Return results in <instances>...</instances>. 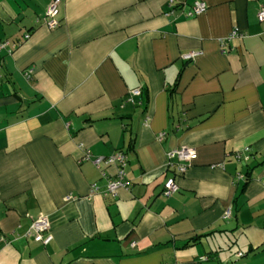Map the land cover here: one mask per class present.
<instances>
[{"label": "crops", "instance_id": "obj_1", "mask_svg": "<svg viewBox=\"0 0 264 264\" xmlns=\"http://www.w3.org/2000/svg\"><path fill=\"white\" fill-rule=\"evenodd\" d=\"M49 1L0 0V264H264V0Z\"/></svg>", "mask_w": 264, "mask_h": 264}, {"label": "built area", "instance_id": "obj_2", "mask_svg": "<svg viewBox=\"0 0 264 264\" xmlns=\"http://www.w3.org/2000/svg\"><path fill=\"white\" fill-rule=\"evenodd\" d=\"M59 2L60 0H50L47 9L44 14L45 25L48 29H53L58 25V14H59ZM171 4V3H170ZM206 10L205 2L197 0L193 2L186 15L189 17L197 16ZM257 20L259 22H264V5H262L257 12ZM241 34L238 33L236 29L232 30L228 38L240 37ZM27 37V34L24 36ZM9 42L7 40H0V51L7 50L10 52ZM197 53H188L182 56L185 60L192 59ZM32 73L29 69L26 71L25 75ZM140 94V89L135 88L128 92L126 97V102L134 103L135 97ZM163 134H159L161 138ZM195 152L191 148L180 147L173 149L167 153V163L166 167L173 170V175L169 177L163 185V193L165 195H170L178 189V185L175 181L176 176L182 175L188 167L190 160L194 157ZM86 158L90 159L89 152H86ZM127 154L122 151H116L113 154L103 158V162L106 164H114L116 167V173L114 178L108 179L106 182L105 193L115 195L119 188H124L128 185L125 180V167L127 164ZM101 158H95L93 162L97 164ZM97 191L95 184L91 185V192ZM71 199L70 196L66 197V200ZM232 209L227 207L223 212V219L227 220L231 216ZM49 222L45 215H39L35 220L32 221L28 234L32 235L33 239L42 244H47L51 240V235L48 232ZM241 254H238V256ZM201 259H204L201 257Z\"/></svg>", "mask_w": 264, "mask_h": 264}, {"label": "trees", "instance_id": "obj_3", "mask_svg": "<svg viewBox=\"0 0 264 264\" xmlns=\"http://www.w3.org/2000/svg\"><path fill=\"white\" fill-rule=\"evenodd\" d=\"M247 180H248V176L246 175V176H245V182H247Z\"/></svg>", "mask_w": 264, "mask_h": 264}]
</instances>
